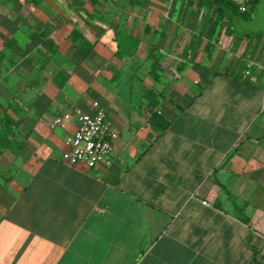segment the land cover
Listing matches in <instances>:
<instances>
[{
  "label": "crops",
  "instance_id": "0c3cea01",
  "mask_svg": "<svg viewBox=\"0 0 264 264\" xmlns=\"http://www.w3.org/2000/svg\"><path fill=\"white\" fill-rule=\"evenodd\" d=\"M235 38L207 0H0L31 93L0 155V264H264V78L231 68ZM98 107L111 153L66 163L75 118L51 120Z\"/></svg>",
  "mask_w": 264,
  "mask_h": 264
},
{
  "label": "rangeland",
  "instance_id": "374dc122",
  "mask_svg": "<svg viewBox=\"0 0 264 264\" xmlns=\"http://www.w3.org/2000/svg\"><path fill=\"white\" fill-rule=\"evenodd\" d=\"M5 1L9 2L10 0ZM250 16L251 19L247 23V28L249 30L257 31L258 29L264 27V0H259L255 9L250 12ZM247 40V38L243 39L242 45L237 52L236 59L234 58L231 61V68H239L243 61H246L247 69L253 65L264 69V37L260 41L255 38L253 43L258 44H256V50L254 53L250 50L246 56L242 57L241 53L243 52ZM238 59L240 60L239 62ZM17 62H21V64H28L26 61H12L8 55H4V57L0 55V135H4L7 142L11 143L13 141V135L16 134L19 126L21 125V120L27 117V105L31 99V93L28 87L29 82L22 70V67V69L18 72V68L15 67ZM188 62L189 61L186 59H180L177 61L166 60V65L163 67L168 70H170L173 65L177 68H183ZM157 65V62L155 61V68ZM6 113H8L10 117H7ZM11 116H13V122L11 120ZM13 125H15V127Z\"/></svg>",
  "mask_w": 264,
  "mask_h": 264
},
{
  "label": "built area",
  "instance_id": "2783aa9c",
  "mask_svg": "<svg viewBox=\"0 0 264 264\" xmlns=\"http://www.w3.org/2000/svg\"><path fill=\"white\" fill-rule=\"evenodd\" d=\"M214 1V0H212ZM241 13L251 11L256 0H230ZM75 118L76 129L68 138L69 147L63 153V160L70 165H83L93 168L104 162L112 150V142L118 133L107 119V110L98 107L92 112L79 111L56 115L51 120L55 128L66 120Z\"/></svg>",
  "mask_w": 264,
  "mask_h": 264
},
{
  "label": "trees",
  "instance_id": "16d2710c",
  "mask_svg": "<svg viewBox=\"0 0 264 264\" xmlns=\"http://www.w3.org/2000/svg\"><path fill=\"white\" fill-rule=\"evenodd\" d=\"M257 2L258 0H256L253 3L252 9L256 6ZM207 3L210 4V6L215 7L226 19L227 29L229 30V32L232 33V35L236 37L234 41V50H238L242 45L243 39L247 38L248 40L244 46L241 56L242 57L246 56L250 50H252V53H254V51L256 50V44H258V43L256 44L253 43L254 39L257 38L258 41H260L264 37V27L258 29L257 31H251L247 28V23L251 19L250 16L251 11L246 13L239 12L238 8L230 0H214V1L207 0ZM118 35H119L120 55L125 56V55H132L133 53H135V51L139 46V41L137 40V38L123 31H119ZM191 47L192 49H194L195 44L191 43ZM153 49L154 46L150 48L149 54L152 53ZM218 61L219 60L215 61L214 63L215 67L218 64ZM239 61L240 60L238 59V62ZM246 68H247V62L243 61V63L239 67V71L243 72ZM263 71L264 69L259 68L256 65H253L252 67H250L249 75L247 76L246 81L253 84L257 83V82H252L251 77L256 73L261 78L263 76ZM6 116L10 117L8 113H6ZM11 120L13 122V116H11ZM13 126L15 127V125ZM15 137L16 134L13 135V140L15 139ZM12 143L7 142V139L4 137V135H0V155L8 146L12 145ZM236 207L237 209H239L237 205Z\"/></svg>",
  "mask_w": 264,
  "mask_h": 264
}]
</instances>
